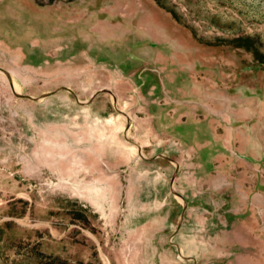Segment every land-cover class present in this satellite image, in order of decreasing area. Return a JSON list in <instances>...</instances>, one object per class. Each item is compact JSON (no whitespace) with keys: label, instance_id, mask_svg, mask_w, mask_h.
Returning a JSON list of instances; mask_svg holds the SVG:
<instances>
[{"label":"rangeland","instance_id":"rangeland-1","mask_svg":"<svg viewBox=\"0 0 264 264\" xmlns=\"http://www.w3.org/2000/svg\"><path fill=\"white\" fill-rule=\"evenodd\" d=\"M0 264H264V0H0Z\"/></svg>","mask_w":264,"mask_h":264},{"label":"bare ground","instance_id":"bare-ground-1","mask_svg":"<svg viewBox=\"0 0 264 264\" xmlns=\"http://www.w3.org/2000/svg\"><path fill=\"white\" fill-rule=\"evenodd\" d=\"M130 132V131H129Z\"/></svg>","mask_w":264,"mask_h":264}]
</instances>
